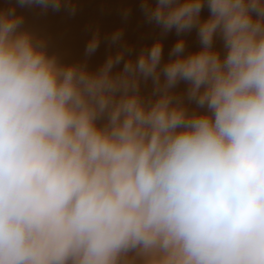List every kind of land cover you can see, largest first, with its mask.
Masks as SVG:
<instances>
[{
  "label": "clouds",
  "instance_id": "9594fccd",
  "mask_svg": "<svg viewBox=\"0 0 264 264\" xmlns=\"http://www.w3.org/2000/svg\"><path fill=\"white\" fill-rule=\"evenodd\" d=\"M141 9L160 37L91 68L98 33L62 61L0 8V264H264V0Z\"/></svg>",
  "mask_w": 264,
  "mask_h": 264
},
{
  "label": "bare ground",
  "instance_id": "6f19581e",
  "mask_svg": "<svg viewBox=\"0 0 264 264\" xmlns=\"http://www.w3.org/2000/svg\"><path fill=\"white\" fill-rule=\"evenodd\" d=\"M70 2L75 5L74 14L64 7L59 11H53L51 8L45 10L38 5L21 8L17 0H0V8L15 6L17 13L24 16L23 27L37 36L46 38L49 53L56 54L62 61L83 59L85 45L91 36L98 33L101 44L88 59L91 68L103 63L110 50L107 38L117 29L123 30L124 41L133 46L135 51L150 46L160 37V29L148 23L141 9L143 0H70ZM207 15L208 11L205 8L202 16ZM185 38L189 51L199 47L195 30L185 34ZM162 39L164 59L167 60L168 52L179 37L172 31ZM180 88L183 89L184 85L181 84Z\"/></svg>",
  "mask_w": 264,
  "mask_h": 264
}]
</instances>
